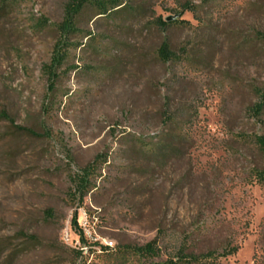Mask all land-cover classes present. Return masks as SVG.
I'll return each mask as SVG.
<instances>
[{
    "label": "rangeland",
    "instance_id": "rangeland-1",
    "mask_svg": "<svg viewBox=\"0 0 264 264\" xmlns=\"http://www.w3.org/2000/svg\"><path fill=\"white\" fill-rule=\"evenodd\" d=\"M67 1L17 0L0 18V110L14 120L0 121V264H141L153 239L148 262L184 247L264 264V0H120L130 8L84 27L46 111L41 67ZM97 156L79 200L74 176ZM74 213L108 249L77 253Z\"/></svg>",
    "mask_w": 264,
    "mask_h": 264
},
{
    "label": "trees",
    "instance_id": "trees-1",
    "mask_svg": "<svg viewBox=\"0 0 264 264\" xmlns=\"http://www.w3.org/2000/svg\"><path fill=\"white\" fill-rule=\"evenodd\" d=\"M16 1L17 0H1L0 18L11 9ZM127 8L130 7L123 5L120 0H68L65 3L61 20L54 24L56 39L52 44L49 59L41 67L42 76L45 77L47 83L44 110L48 111L50 103L54 101L57 84L61 76L65 75L70 69L76 68L75 66L63 67L65 61L69 57L70 50L83 49L85 46L89 45L92 34L84 27L89 23H94L99 17L116 15ZM182 9L193 12L194 6L189 3H184ZM172 23H174V21L166 22L161 20V18L156 20V24H158L159 27H166ZM83 39L86 40L85 43L82 42ZM156 56L159 60L166 62L172 60L175 57V53L170 49L166 41H162L156 50ZM50 94H52L53 98L47 101ZM261 98V104H264V90L261 94ZM258 107L261 106L259 105ZM2 120H7L11 124L14 122L5 111L0 110V121ZM252 142L258 151L264 155V135L252 136ZM99 160V156H97L92 162L81 168L79 173L75 174L74 187L75 191L79 194V200L91 189L92 177L97 169ZM255 174L260 180H264V169L256 170ZM72 224L78 231V239L81 246L85 247L84 251L80 247L77 248L78 254L81 255L84 252L90 255L94 252L101 253L103 250L108 249L107 246H101L96 241L89 242L87 240L78 225L76 213L72 216ZM96 247L97 249H95ZM135 251L137 255L142 257L141 264H217L211 252L194 254L192 252H187L184 247H180L174 256L164 261L148 262V260L158 255L154 239L142 246L136 247ZM235 251L236 247H233L225 252V254H233Z\"/></svg>",
    "mask_w": 264,
    "mask_h": 264
},
{
    "label": "built area",
    "instance_id": "built-area-1",
    "mask_svg": "<svg viewBox=\"0 0 264 264\" xmlns=\"http://www.w3.org/2000/svg\"><path fill=\"white\" fill-rule=\"evenodd\" d=\"M107 245H109V246H111L112 245V243L111 242H108V243H106ZM80 248L81 249H83V251L85 250V247L84 246H80Z\"/></svg>",
    "mask_w": 264,
    "mask_h": 264
},
{
    "label": "water",
    "instance_id": "water-1",
    "mask_svg": "<svg viewBox=\"0 0 264 264\" xmlns=\"http://www.w3.org/2000/svg\"><path fill=\"white\" fill-rule=\"evenodd\" d=\"M169 19H171V18H167V20H169Z\"/></svg>",
    "mask_w": 264,
    "mask_h": 264
}]
</instances>
